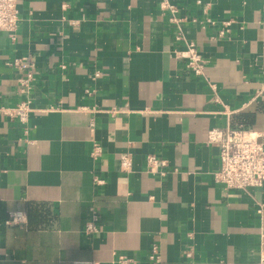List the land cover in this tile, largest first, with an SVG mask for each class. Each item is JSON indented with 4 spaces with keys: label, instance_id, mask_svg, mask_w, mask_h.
Listing matches in <instances>:
<instances>
[{
    "label": "crops",
    "instance_id": "obj_1",
    "mask_svg": "<svg viewBox=\"0 0 264 264\" xmlns=\"http://www.w3.org/2000/svg\"><path fill=\"white\" fill-rule=\"evenodd\" d=\"M18 7L17 30L0 31V107L31 100L32 112L26 123L0 113V264H257L264 187L217 183L207 139L228 125L264 131V0ZM187 42L203 75L178 55ZM149 154L168 164L151 171ZM12 212L24 220L9 223Z\"/></svg>",
    "mask_w": 264,
    "mask_h": 264
},
{
    "label": "built area",
    "instance_id": "obj_2",
    "mask_svg": "<svg viewBox=\"0 0 264 264\" xmlns=\"http://www.w3.org/2000/svg\"><path fill=\"white\" fill-rule=\"evenodd\" d=\"M19 0H0V31L15 32L20 22ZM170 8L172 14L176 13V7L164 5L163 8ZM174 17V15H173ZM174 19V18H173ZM225 29L231 25V20L225 21ZM229 30V28H227ZM223 34V31L221 32ZM180 37H178L179 39ZM186 49L178 52V55L185 57L187 68L195 75H203L205 60L194 42H187ZM19 64V62H17ZM31 76V75H30ZM29 76V77H30ZM212 87L215 88L214 85ZM264 94V89L258 91L256 97ZM31 100L19 103L15 107H0V113L12 118H18L21 123L29 120L32 112ZM207 142L217 145L219 148V168L214 172V179L227 190L248 191L253 188L264 187V131L258 132L251 129L215 127L208 133ZM100 149L96 145L95 152ZM121 167L124 171L132 170V158L129 154L123 155L120 159ZM147 164L151 171L157 172L162 166L168 163L166 160L158 158L155 154H149ZM95 183L101 185L103 179L95 176ZM258 213L263 217L264 203L259 202ZM96 218V217H95ZM24 220L21 212L10 213L9 223H19ZM99 227L95 221H89L86 225L88 232H96ZM150 259L160 262L158 246L152 248ZM118 264H136L132 257L120 255ZM73 264H97L94 261H76ZM257 264H264V255L261 256Z\"/></svg>",
    "mask_w": 264,
    "mask_h": 264
}]
</instances>
